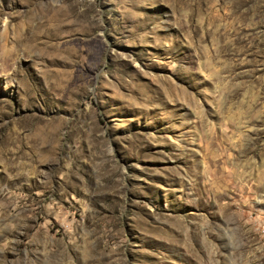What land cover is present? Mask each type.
<instances>
[{
  "label": "rangeland",
  "instance_id": "374dc122",
  "mask_svg": "<svg viewBox=\"0 0 264 264\" xmlns=\"http://www.w3.org/2000/svg\"><path fill=\"white\" fill-rule=\"evenodd\" d=\"M0 264H264V0H0Z\"/></svg>",
  "mask_w": 264,
  "mask_h": 264
}]
</instances>
